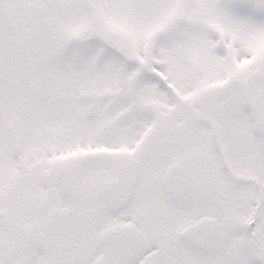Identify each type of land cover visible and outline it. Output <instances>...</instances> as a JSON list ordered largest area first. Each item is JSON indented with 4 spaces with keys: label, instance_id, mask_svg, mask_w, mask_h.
<instances>
[{
    "label": "snow or ice",
    "instance_id": "6c2138e0",
    "mask_svg": "<svg viewBox=\"0 0 264 264\" xmlns=\"http://www.w3.org/2000/svg\"><path fill=\"white\" fill-rule=\"evenodd\" d=\"M0 264H264V0H0Z\"/></svg>",
    "mask_w": 264,
    "mask_h": 264
}]
</instances>
